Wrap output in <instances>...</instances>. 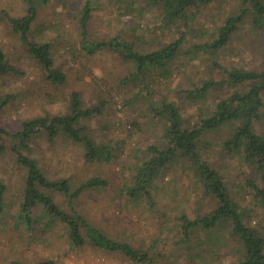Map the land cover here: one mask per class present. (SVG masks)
Masks as SVG:
<instances>
[{
  "label": "rangeland",
  "instance_id": "rangeland-1",
  "mask_svg": "<svg viewBox=\"0 0 264 264\" xmlns=\"http://www.w3.org/2000/svg\"><path fill=\"white\" fill-rule=\"evenodd\" d=\"M37 18L30 30L35 42H48L56 68L67 76L66 85L55 87L46 82L41 67L26 52L19 35L12 31L4 15L20 18L26 14L22 0H0V50L6 61L23 71V75L0 76V101L8 103L0 111V127L10 133L20 128L25 120L49 115L66 114L72 91H77L84 107L105 101L101 115L83 121L88 134L96 143H110L117 149L108 162H87L81 145L59 136L49 141L36 135L25 154L37 161L48 179L67 178L71 183L100 176L108 182L105 189L86 192L75 208L94 226L104 230L116 241L129 243L145 253L149 264H231L240 257L239 246L226 237L230 226L221 225L208 232L197 228L185 239L179 217L189 219L208 214L214 200L204 196L199 184L177 168L166 171L154 183L150 193L154 205L145 199L129 201L121 189L129 185L135 174L136 163L144 158L143 150L152 143H162L156 135L147 101L161 99L173 103L184 122H197L204 108L231 94L235 88L216 84L205 97L191 102L183 90H193L208 80L219 83L225 75L211 67L213 61L223 67H237L260 71L264 60V26L257 27L253 16L247 14L238 24L226 46L216 53L187 50L210 40L216 29L239 10V0H212L189 12L187 25L177 21L162 25L159 7L145 0H36ZM88 5L89 21L83 38L80 16ZM192 16H191V15ZM184 34L177 57L169 64L165 78L154 79L146 72L142 84L149 91H141L137 82L122 84L133 69L118 52L97 49L87 53L83 40L100 43L117 38L133 45L140 53L159 49ZM150 82V83H149ZM138 85V86H137ZM144 87V86H143ZM138 95L136 100L131 97ZM257 132L264 135V108ZM224 128L213 137L205 138L208 155L215 158L220 143L229 136ZM159 134V133H158ZM161 141V142H160ZM207 142V143H206ZM0 152V182L4 185L0 212V264H36L52 260L55 264H136L117 252H104L86 244L74 248L69 244L61 224L28 228L21 218L19 207L23 198L25 169L19 166L5 138ZM230 195L248 213L247 224L264 234V201L253 196L246 186L254 181L264 189V170L242 162L240 154H216ZM215 160L211 163L215 165ZM63 210H68L63 197H56ZM39 215V214H38ZM45 229V230H44Z\"/></svg>",
  "mask_w": 264,
  "mask_h": 264
},
{
  "label": "trees",
  "instance_id": "trees-1",
  "mask_svg": "<svg viewBox=\"0 0 264 264\" xmlns=\"http://www.w3.org/2000/svg\"><path fill=\"white\" fill-rule=\"evenodd\" d=\"M22 1L26 5V14L20 18L4 15V19L12 31L19 35L26 52L41 67L46 82L55 87H63L66 85L67 76L55 67L50 43L35 42L31 38V26L37 18V2L36 0ZM145 1L159 7L162 25L167 27L177 21H183L186 26L189 12L192 9L196 11L199 5L212 0ZM239 6L240 10L235 15L229 16L216 29L215 36L189 48L187 54L192 57L198 52L213 54L222 50L231 36L237 32L238 24L243 22V17L247 14L253 16L254 25L264 26V0H239ZM88 21V5L84 4L80 16L83 38ZM183 41L184 34H181L167 45L147 53H140L133 48L132 44L119 41L117 38L100 43H90L84 39L82 48L90 54L96 52L97 49L104 48L118 52L126 63L133 66L131 72L121 79V83L137 82L139 85L142 84L146 72L152 73L155 80L165 78L168 74V66L177 57ZM211 67L217 68L225 75V78L219 83L208 80L193 90H183L189 101L196 102L202 99L216 84H224L235 90L214 105L204 108L202 113L207 112L197 122H184L177 107L166 99L156 102L147 101L151 120L162 126L160 131L156 128L155 132L160 136L162 143H152L145 147L143 160L136 163L132 181L121 189V193L132 202L145 199L152 207L154 202L150 189L159 177L169 170L180 167L186 169L189 179L195 185L199 184L201 193L211 197L215 204L206 215L194 219H189L185 215L179 217L185 239L189 237L191 231L197 228L208 232L210 229L229 224L230 229L226 237L237 243L240 248L238 261L231 264H264V234L247 224L248 213H245L237 201L231 197L227 181L217 167L216 157V154L222 156L225 153L240 154L243 163L248 162L259 171L264 170V135L255 129L264 108V60L260 71L244 70L232 66L223 67L216 61H213ZM4 75L21 76L23 71L9 64L0 50V76ZM143 86L139 87L136 94H140L141 91H146L147 94L149 89L145 86H148V83L146 85L143 83ZM137 96L134 95L131 99L136 100ZM8 100L9 98L0 101V111ZM105 104L104 100H100L92 107H84L80 94L72 91L69 110L66 114H47L44 117L25 120L14 133L0 127V141L7 139L9 150L13 153L16 163L26 172L19 212L28 228L31 229L36 226L48 229L50 225L61 224L66 230L69 244L74 248L88 244L100 251L123 254L136 264H149L150 260L145 253H141L129 243L113 240L108 233L92 225L75 208V204L86 192L105 189L108 186L105 179L95 176L79 183H71L67 178L48 179L37 161L25 154L29 151L30 143L35 136L43 134L49 141L65 136L71 142L81 145L84 150V160L87 162L110 161L118 146L114 148L110 143H96L89 136L86 125L82 123L101 115ZM224 128L229 129V136L220 143L214 154L215 158L210 157L204 145L205 138L213 137L215 133ZM3 147L4 144L1 143L0 152ZM211 159L215 160V165L211 163ZM246 186L255 198L264 201L263 188L252 180H247ZM3 190L4 185L0 182V212L2 211ZM56 197L65 198L68 210L61 208ZM36 264L55 263L52 260H44Z\"/></svg>",
  "mask_w": 264,
  "mask_h": 264
}]
</instances>
